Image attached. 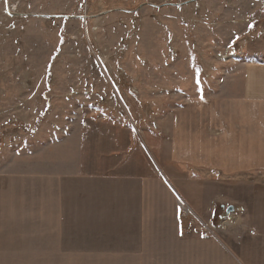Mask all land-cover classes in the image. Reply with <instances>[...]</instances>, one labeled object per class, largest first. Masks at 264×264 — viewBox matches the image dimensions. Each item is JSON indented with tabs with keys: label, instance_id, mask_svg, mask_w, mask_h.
Segmentation results:
<instances>
[{
	"label": "rangeland",
	"instance_id": "rangeland-1",
	"mask_svg": "<svg viewBox=\"0 0 264 264\" xmlns=\"http://www.w3.org/2000/svg\"><path fill=\"white\" fill-rule=\"evenodd\" d=\"M186 1L0 0V184L36 191L14 228L37 253L29 264L188 263L162 257L169 230L155 218L111 229L54 204V191L88 187V167L168 185L177 134L199 144L188 124L204 127L221 79L264 59V0Z\"/></svg>",
	"mask_w": 264,
	"mask_h": 264
},
{
	"label": "crops",
	"instance_id": "crops-1",
	"mask_svg": "<svg viewBox=\"0 0 264 264\" xmlns=\"http://www.w3.org/2000/svg\"><path fill=\"white\" fill-rule=\"evenodd\" d=\"M235 64L236 73L223 77L209 99L204 127L188 124L187 132L202 133V141L177 134L168 185L159 179L151 189L147 177L130 174L127 166L121 170V164L104 174L88 167V187L54 191L59 211L90 210L89 218H108L111 229H139L155 218L169 230L162 243L171 246L162 257L187 264H264V59ZM9 182L11 187L0 184V264L35 263L36 251L19 250L14 228L28 221L23 212L36 209L37 194L14 178ZM179 201L191 210L192 222L182 218Z\"/></svg>",
	"mask_w": 264,
	"mask_h": 264
},
{
	"label": "built area",
	"instance_id": "built-area-1",
	"mask_svg": "<svg viewBox=\"0 0 264 264\" xmlns=\"http://www.w3.org/2000/svg\"><path fill=\"white\" fill-rule=\"evenodd\" d=\"M178 205L183 210L184 215H186V213H191V210L189 209V207L185 203H183V201H179Z\"/></svg>",
	"mask_w": 264,
	"mask_h": 264
},
{
	"label": "water",
	"instance_id": "water-1",
	"mask_svg": "<svg viewBox=\"0 0 264 264\" xmlns=\"http://www.w3.org/2000/svg\"><path fill=\"white\" fill-rule=\"evenodd\" d=\"M191 1H195V0H188V1H186L185 3H187V2H191ZM232 209H231V207L228 209V212H230Z\"/></svg>",
	"mask_w": 264,
	"mask_h": 264
},
{
	"label": "snow or ice",
	"instance_id": "snow-or-ice-1",
	"mask_svg": "<svg viewBox=\"0 0 264 264\" xmlns=\"http://www.w3.org/2000/svg\"><path fill=\"white\" fill-rule=\"evenodd\" d=\"M5 2L7 3V0H5ZM197 84H199V80H197Z\"/></svg>",
	"mask_w": 264,
	"mask_h": 264
}]
</instances>
